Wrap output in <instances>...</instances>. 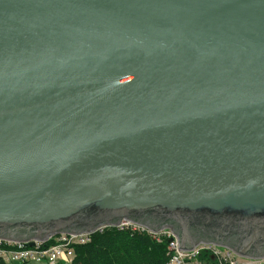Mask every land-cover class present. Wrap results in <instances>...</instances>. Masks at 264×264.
<instances>
[{"label": "water", "instance_id": "water-1", "mask_svg": "<svg viewBox=\"0 0 264 264\" xmlns=\"http://www.w3.org/2000/svg\"><path fill=\"white\" fill-rule=\"evenodd\" d=\"M120 220L264 244V0H0V238Z\"/></svg>", "mask_w": 264, "mask_h": 264}, {"label": "built area", "instance_id": "built-area-1", "mask_svg": "<svg viewBox=\"0 0 264 264\" xmlns=\"http://www.w3.org/2000/svg\"><path fill=\"white\" fill-rule=\"evenodd\" d=\"M108 227L145 229L153 237L158 238L159 235H163L168 239L172 238L167 243L168 259L166 264H194L202 252L210 254L217 264H252L247 260L238 262L230 250H222L214 245L198 244L190 250L179 249L178 238L171 229L167 230L169 227L155 232L128 220H120L116 225L100 224L94 229L82 232H62L49 236L45 240H34L31 246L28 245V241H10L0 238V263L2 261H17L55 264L57 261H63L66 264H71L74 257L73 247L88 243L92 234Z\"/></svg>", "mask_w": 264, "mask_h": 264}, {"label": "trees", "instance_id": "trees-1", "mask_svg": "<svg viewBox=\"0 0 264 264\" xmlns=\"http://www.w3.org/2000/svg\"><path fill=\"white\" fill-rule=\"evenodd\" d=\"M167 243L166 236L153 237L145 229L108 227L92 234L88 243L75 245L71 264H166ZM198 261L217 264L206 252Z\"/></svg>", "mask_w": 264, "mask_h": 264}, {"label": "flooded vegetation", "instance_id": "flooded-vegetation-1", "mask_svg": "<svg viewBox=\"0 0 264 264\" xmlns=\"http://www.w3.org/2000/svg\"><path fill=\"white\" fill-rule=\"evenodd\" d=\"M139 221H141L142 223L146 225H154L157 223L156 220L150 217L149 215H143L139 219ZM167 225L171 227V230L173 231V233L178 234L180 238V243L182 245H185L186 247L194 246L197 244H209V245H214L218 248L223 247L222 250H230L236 257H241V258L246 257L248 259H257L258 257L264 255V244L258 245V246L257 244H254L248 247L247 245H245V241L242 240V243L240 245L239 244L240 241L238 239L239 236H236V235H228L221 239L220 238L216 239L215 237H213V234L208 233V231L206 229H203V227H201V225L199 224L190 226V228L187 229V235H184L183 230L175 227L174 224L167 223ZM220 245H223V246H220ZM239 246L241 247L242 250H245V249H248V250H246V252L244 251L241 252L239 250Z\"/></svg>", "mask_w": 264, "mask_h": 264}, {"label": "rangeland", "instance_id": "rangeland-1", "mask_svg": "<svg viewBox=\"0 0 264 264\" xmlns=\"http://www.w3.org/2000/svg\"><path fill=\"white\" fill-rule=\"evenodd\" d=\"M169 228H167V230L171 229L170 226H168ZM171 231V230H170ZM173 232V231H172ZM198 245V244H197ZM221 249H223V247H220ZM259 258V259H258ZM257 259H248V258H241V257H236L235 256V259L238 261V262H244L245 259L249 260V262H251L252 264H263L264 263V255L258 257ZM258 260V262H257ZM194 264H207L206 262L202 261V262H199L197 260V262H195Z\"/></svg>", "mask_w": 264, "mask_h": 264}, {"label": "crops", "instance_id": "crops-1", "mask_svg": "<svg viewBox=\"0 0 264 264\" xmlns=\"http://www.w3.org/2000/svg\"><path fill=\"white\" fill-rule=\"evenodd\" d=\"M57 235V234H56ZM29 240H36V239H29ZM0 264H48L46 262H8V261H2ZM55 264H66L63 261H57Z\"/></svg>", "mask_w": 264, "mask_h": 264}]
</instances>
